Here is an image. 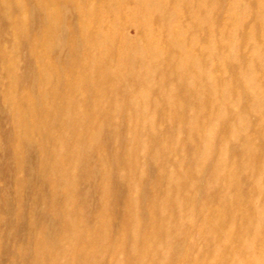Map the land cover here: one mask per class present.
I'll list each match as a JSON object with an SVG mask.
<instances>
[{
    "label": "rangeland",
    "instance_id": "1",
    "mask_svg": "<svg viewBox=\"0 0 264 264\" xmlns=\"http://www.w3.org/2000/svg\"><path fill=\"white\" fill-rule=\"evenodd\" d=\"M0 264H264V0H0Z\"/></svg>",
    "mask_w": 264,
    "mask_h": 264
}]
</instances>
